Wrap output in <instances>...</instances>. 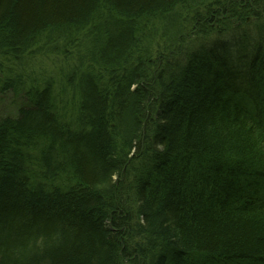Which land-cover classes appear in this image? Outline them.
I'll list each match as a JSON object with an SVG mask.
<instances>
[{
  "label": "trees",
  "instance_id": "1",
  "mask_svg": "<svg viewBox=\"0 0 264 264\" xmlns=\"http://www.w3.org/2000/svg\"><path fill=\"white\" fill-rule=\"evenodd\" d=\"M257 19L264 0H0V96L22 102L0 264H264Z\"/></svg>",
  "mask_w": 264,
  "mask_h": 264
},
{
  "label": "rangeland",
  "instance_id": "2",
  "mask_svg": "<svg viewBox=\"0 0 264 264\" xmlns=\"http://www.w3.org/2000/svg\"><path fill=\"white\" fill-rule=\"evenodd\" d=\"M230 22H233V20H230ZM256 23L263 25L264 20L257 19ZM64 53H66V50L63 54ZM37 59H39V57ZM21 104L22 102L19 99L14 98L12 94L4 93L0 96V117L14 116L17 112L18 106Z\"/></svg>",
  "mask_w": 264,
  "mask_h": 264
},
{
  "label": "bare ground",
  "instance_id": "3",
  "mask_svg": "<svg viewBox=\"0 0 264 264\" xmlns=\"http://www.w3.org/2000/svg\"><path fill=\"white\" fill-rule=\"evenodd\" d=\"M242 4H243V0H242ZM100 41H101V39H98L95 43H96V44H100ZM237 52H244V51H242V50H238ZM244 53H245V52H244ZM86 65H87V61L85 60V62H84V66H83V70H84L85 72H88ZM33 71H34V69H32V72H33Z\"/></svg>",
  "mask_w": 264,
  "mask_h": 264
}]
</instances>
